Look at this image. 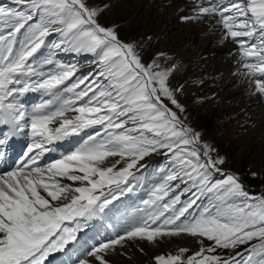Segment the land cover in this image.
<instances>
[{"label": "snow or ice", "instance_id": "obj_1", "mask_svg": "<svg viewBox=\"0 0 264 264\" xmlns=\"http://www.w3.org/2000/svg\"><path fill=\"white\" fill-rule=\"evenodd\" d=\"M19 2L21 10L0 7V127L9 135L30 127L40 139L28 145L31 155L18 169L0 175V264H44L50 253L75 240L87 221L133 190L131 170L144 169L141 162L153 154H162L168 164L137 209L143 215L123 235L88 252L95 264H108L105 255L125 239L152 242L180 234L200 237V249L157 256L156 264H264V198H251L238 177L220 167L224 159L214 157L215 150L185 124L184 108L168 85L174 67L163 68L156 59L145 63L115 27L99 23L101 8L88 0ZM195 10L196 16L184 19L218 18L226 38L238 44L253 94L264 95V0H207ZM49 46L91 55L95 71L73 79L77 66L56 63L51 51H42ZM42 64L53 67L45 74ZM29 90L49 97L38 106L40 115L29 117L16 102L18 93ZM53 123L58 126L49 127ZM88 128L97 130L78 149L39 165L46 143ZM7 139L0 137V156ZM114 156L125 166L117 170L119 161L102 166ZM57 178L83 186L63 185ZM66 221H75V227Z\"/></svg>", "mask_w": 264, "mask_h": 264}, {"label": "rangeland", "instance_id": "obj_2", "mask_svg": "<svg viewBox=\"0 0 264 264\" xmlns=\"http://www.w3.org/2000/svg\"><path fill=\"white\" fill-rule=\"evenodd\" d=\"M194 1L207 6V0H88L90 6L101 8L99 23L104 27H115L119 38L126 43L134 44L145 63L156 59L163 68L174 67L168 85L176 90V97L184 108L182 118L186 125L199 134L202 142L215 150L212 153L214 157L224 159V163L220 165L223 171L235 170L243 180L240 181L238 178L242 185L246 182L249 187L264 189V95L253 94L255 92L253 77L242 74L245 70L242 68L238 44L231 38H226L225 31L217 23L218 18L214 17L215 23L211 19L215 28L207 22V18H210L208 16L197 20L184 19L197 15L195 10L197 3ZM5 4H9L7 0H0V7L13 9ZM105 5L107 7H104ZM24 7L21 5V9ZM187 27L190 28L188 32ZM211 30L214 35L223 32L221 40H228L233 48H225L224 51L220 49L218 51L223 53L219 54L217 46L222 48L221 42L217 44L212 41L203 42L208 33L202 32H211ZM48 39L51 41L56 38ZM42 51L45 54L51 51L58 64L63 62L64 65H74L77 61H81L82 76L95 71L84 68L85 64L82 60L89 61V65L95 64L94 58L89 54L55 51L50 46ZM220 58H223V62H219ZM52 67L43 64L40 66L45 74ZM238 91L239 95H237ZM62 95L68 97L71 94L62 93ZM24 97L34 99L35 94L29 90ZM41 99H49V97L42 93ZM57 126L53 123L49 127ZM96 130V128H88L72 136L70 141L62 138L51 143L56 142L59 144L58 147L65 146V156L70 155ZM117 161H119L117 170L125 166L119 156L107 158L102 166H112ZM254 166L261 167V172L255 170ZM131 171L135 179L141 174V171L136 169ZM76 174L82 175V173ZM217 177L221 178L219 174ZM57 179L63 185L71 187L79 184L65 178ZM133 179L132 177L129 182L131 183ZM159 182L160 178L154 180L152 189L149 188L150 192L146 190L148 184L144 183L145 192L137 191L134 195L132 191L126 192L121 200L112 201L103 213L87 221L84 227L77 231L75 240H70L62 249L50 253L46 261L59 256L57 263L54 264L58 262L79 264L80 260H91L92 264H95L88 252L98 244L116 238L118 234L123 235L136 223L143 215L137 209L142 207V201L149 198L151 191ZM41 194L46 195L42 191ZM200 203L201 206L207 204L205 201ZM118 211L124 212L120 214ZM198 211L199 209H196L197 213ZM99 223L102 225L97 226ZM65 225L75 227V221H66ZM180 235L196 240L187 246L168 248L167 246L171 244L166 242L168 236L156 237L152 242L125 239L120 245L115 246L116 256L107 253L105 259L108 264H156L157 256L176 255L181 248L188 249V254L200 249V237ZM182 241L183 239L178 245ZM204 243L208 242L205 240Z\"/></svg>", "mask_w": 264, "mask_h": 264}, {"label": "bare ground", "instance_id": "obj_3", "mask_svg": "<svg viewBox=\"0 0 264 264\" xmlns=\"http://www.w3.org/2000/svg\"><path fill=\"white\" fill-rule=\"evenodd\" d=\"M185 1H187V0H185ZM193 3V2H192ZM211 19H213L214 20V23H215V18L214 17H212V18H207V22L210 24V26L211 27H216L215 26V24H213L212 22H211ZM188 25V24H187ZM190 30V28H188L187 27V32ZM202 33H208L207 34V36L204 38L205 40H203V42H205V43H210L211 41L212 42H214V43H222L221 44V46H222V48H219L217 45V52L219 53V54H222L223 53V51H224V49L225 48H229V47H232L233 48V46L231 45V43L229 44L228 43V40H226V41H222L221 40V38H222V35H223V32H219L218 34H215L214 35V32H212V30H211V32L210 31H208V32H202ZM214 38V39H213ZM215 45V44H214ZM214 45H213V47H214ZM220 49H223V51H222V53L220 52V51H218V50H220ZM219 60V59H218ZM223 62V58H220V60H219V62ZM174 62V61H173ZM225 64V63H224ZM228 78H230V77H228ZM244 81V80H243ZM240 91V90H239ZM239 91H238V94L237 95H239ZM235 93V92H234ZM241 93V92H240ZM236 94V93H235ZM245 96V95H244ZM246 98H247V96H246ZM249 103V102H248ZM261 114V113H260ZM30 115H39V114H34V113H32L31 112V114ZM261 124V123H260ZM4 136V134H0V137H3ZM22 135L21 134H18L17 135V138H19V137H21ZM3 148H4V150L5 151H7V153L8 154H10V155H16V153H19V151H13V150H11L10 148H9V145L8 144H4L3 145ZM21 149V148H20ZM16 152V153H15ZM21 154L22 155H26L27 154V150H25V149H21ZM257 163H259V162H257ZM255 170H257L258 172H261V167H256V166H254L253 167ZM62 184V183H61ZM134 201V200H133ZM128 206V205H127ZM123 220H125V219H123ZM181 239H183V241L181 242V244L180 245H178V243H179V241L181 240ZM174 240H177V241H174ZM196 239L195 238H191V237H188V236H185V235H177V236H168V238L166 239V242H169V244L170 245H168L167 247L168 248H170V247H173V248H176V246H187V245H189V244H191L192 242H194ZM116 249H115V251H109L108 252V255L109 254H111L112 256H116ZM113 260H116V259H113ZM53 262V261H52ZM52 262L50 261V260H45V262H44V264H52ZM55 263H57V261L55 260L54 261Z\"/></svg>", "mask_w": 264, "mask_h": 264}, {"label": "trees", "instance_id": "obj_4", "mask_svg": "<svg viewBox=\"0 0 264 264\" xmlns=\"http://www.w3.org/2000/svg\"><path fill=\"white\" fill-rule=\"evenodd\" d=\"M256 191H254L252 194L253 195H260V196L264 197V194L263 193H261L260 191H257V192Z\"/></svg>", "mask_w": 264, "mask_h": 264}]
</instances>
